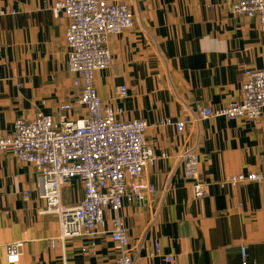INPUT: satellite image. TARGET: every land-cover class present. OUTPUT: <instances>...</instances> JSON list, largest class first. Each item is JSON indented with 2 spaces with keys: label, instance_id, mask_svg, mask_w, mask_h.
Wrapping results in <instances>:
<instances>
[{
  "label": "crops",
  "instance_id": "0c3cea01",
  "mask_svg": "<svg viewBox=\"0 0 264 264\" xmlns=\"http://www.w3.org/2000/svg\"><path fill=\"white\" fill-rule=\"evenodd\" d=\"M61 0H0V130L39 113L60 121L84 120L80 90L69 72L68 20L53 13ZM123 1L134 27L111 36L113 62L96 74L105 104L123 121L148 125L147 146L157 156L145 175L155 192L126 204L122 217L135 264H264V183L221 187L228 178L264 172V115L256 122L200 120L202 108L219 109L242 98L245 73L264 67V40L256 18L236 16L238 0ZM127 97L120 99L118 90ZM70 104L67 113L61 107ZM186 122L183 133L165 124ZM193 149L199 175L209 184L203 199L185 178L183 154ZM36 168L0 153V264L6 247L22 244L19 264H117L110 235L115 213L106 211L103 233L56 242L57 215L46 213ZM84 198L74 180L62 206ZM155 243L161 246L156 254ZM247 253L242 258V249Z\"/></svg>",
  "mask_w": 264,
  "mask_h": 264
},
{
  "label": "built area",
  "instance_id": "2783aa9c",
  "mask_svg": "<svg viewBox=\"0 0 264 264\" xmlns=\"http://www.w3.org/2000/svg\"><path fill=\"white\" fill-rule=\"evenodd\" d=\"M53 13L68 20L65 37L70 50L69 72L74 86L80 90L79 104L88 116L81 121L65 116L55 121L52 116L39 113L34 120H18L10 134L0 130V153H9L23 164L36 168L38 191L47 205L46 213L57 215L60 235L56 242L103 233L105 214L115 213L109 232L118 254L117 264H135L131 256V240L120 212L126 204L140 203L155 192L145 181L146 172L157 162L154 151L147 146L148 125L142 120L123 121L122 110L105 104L98 95L94 81L96 74L108 70L113 62L109 49L111 36L121 35L134 27V14L123 1L61 0ZM236 16L256 18L264 40V0H238L231 6ZM242 98L225 108L200 110V120L216 118L256 122L264 115V67L245 73ZM120 99L127 97L125 88L118 90ZM72 106L61 107L63 113ZM175 125L183 133L186 122ZM185 178L192 182L196 199L209 193V184L201 181L200 160L195 150L183 154ZM74 180L83 185L84 198L72 208L62 206V191ZM264 183V172L240 174L228 178L221 187L247 183ZM156 254L161 246L155 243ZM22 244L6 247L7 264H19ZM242 258L247 253L242 249ZM168 263L175 259L168 257Z\"/></svg>",
  "mask_w": 264,
  "mask_h": 264
}]
</instances>
